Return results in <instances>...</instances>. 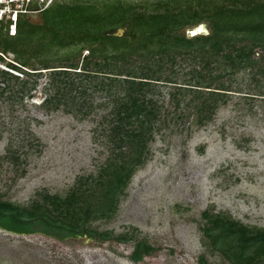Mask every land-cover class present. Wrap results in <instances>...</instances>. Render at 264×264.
Returning a JSON list of instances; mask_svg holds the SVG:
<instances>
[{"label": "trees", "instance_id": "trees-1", "mask_svg": "<svg viewBox=\"0 0 264 264\" xmlns=\"http://www.w3.org/2000/svg\"><path fill=\"white\" fill-rule=\"evenodd\" d=\"M33 1L30 8L39 7L37 0ZM174 3L179 6L174 7ZM208 4L204 0H168L153 5L154 11L144 7L141 11L140 5L127 0H54L38 15L40 23L20 16L18 27L24 18L39 24L37 31L48 34L27 43L23 32L18 35V30L17 35L10 36L6 25L0 23V31L9 37L18 36L23 49L11 52L18 63L8 66L27 76L20 80L18 75L0 69V102L22 104L31 96L41 72L28 66L31 59H37L44 70L52 69L47 86L50 93L42 108L49 112L62 109L82 120L97 110H107L99 123L100 131H96L105 138L102 142L110 151L97 175L80 177L64 196L39 193L40 198L27 206L0 197V229L18 235L43 234L59 241L84 236L104 242L134 240L133 236L98 232L89 225L114 215L130 179L150 158V144L160 132L158 124H167L158 87H175L169 94L176 106H180L181 98L193 94L192 101L200 103L194 107L197 124L202 126L212 118L210 113L226 104L229 92L222 82L214 85L222 75L214 77L213 72L211 77L212 71L223 65L228 76L237 69L256 75L259 65L257 73L264 77V55L261 63L253 58L256 46L264 48V0H222L214 7ZM203 22H208L209 34L187 37L181 32ZM119 29L126 31L124 36L114 35ZM47 39L49 55L64 61L61 66L51 67L37 54L36 43ZM244 40L251 43L237 47L236 41ZM83 51L87 55L82 57ZM178 57L192 59L199 68L193 66L189 73H182ZM180 75L190 78L178 86ZM203 90L209 91L204 95ZM7 151L15 161L26 154L20 149L19 154ZM202 217L203 236L210 240L213 252H220L230 264L264 262V229L208 210ZM153 251L146 241H137L130 259L137 263ZM200 264H208L204 256H200Z\"/></svg>", "mask_w": 264, "mask_h": 264}, {"label": "rangeland", "instance_id": "rangeland-1", "mask_svg": "<svg viewBox=\"0 0 264 264\" xmlns=\"http://www.w3.org/2000/svg\"><path fill=\"white\" fill-rule=\"evenodd\" d=\"M162 1L168 0H127L140 5L141 11L143 7L154 11L153 5ZM204 1L210 7L222 3ZM31 20L41 21L40 16ZM34 23L24 18L19 22L18 35L23 32L26 43L48 36L37 31L39 24ZM203 24L209 34L208 22ZM198 25L181 32L190 37L189 31ZM17 37L0 31V50L9 51L5 53L8 60L0 61L1 70L8 71L9 63H18L11 53L23 51ZM49 42L36 43L37 54L49 66H61L64 61L49 55L51 48L45 46ZM249 43L236 41L237 47ZM254 51L253 58L261 63L264 48L256 46ZM85 55L87 51L82 57ZM177 63L185 74L193 66L199 68L188 58L178 57ZM258 66L256 75L237 69L228 76L223 65L211 72L214 77L222 75L214 85L222 82L229 92L226 104L210 113L212 118L202 126L197 124L194 107L200 103L192 101L193 94L181 98L176 106L169 94L175 87H158L167 124H158L160 132L150 144V158L130 179L114 215L89 225L98 232L133 236L134 240L104 242L84 236L59 241L43 234L18 235L0 229V264H200V256L208 264H230L220 252H213L210 240L203 236L202 214L206 210L221 213L243 225L264 229V77L257 73ZM28 67L40 69L36 90L22 104L0 102V197L22 206L40 198L39 193L64 196L80 177L97 175L110 156L108 145L102 142L105 138L96 131L108 111L97 110L83 120L62 109L46 111L42 103L50 93L47 86L52 69L44 70L37 59H31ZM12 73L20 80L27 78ZM189 78L180 75L177 85ZM203 91L206 95L209 90ZM8 149L17 154L20 149L25 157L12 160ZM137 241H146L154 251L135 263L130 256Z\"/></svg>", "mask_w": 264, "mask_h": 264}, {"label": "built area", "instance_id": "built-area-1", "mask_svg": "<svg viewBox=\"0 0 264 264\" xmlns=\"http://www.w3.org/2000/svg\"><path fill=\"white\" fill-rule=\"evenodd\" d=\"M53 1L54 0H37V5L39 7L30 8L31 4L34 3L33 0H0V23L6 25L5 30L10 36H15L18 31V20L20 16H38L44 9L50 6ZM0 57H2L3 60H8L1 51ZM2 59H0V61H3ZM9 70H11V68Z\"/></svg>", "mask_w": 264, "mask_h": 264}, {"label": "water", "instance_id": "water-1", "mask_svg": "<svg viewBox=\"0 0 264 264\" xmlns=\"http://www.w3.org/2000/svg\"><path fill=\"white\" fill-rule=\"evenodd\" d=\"M34 17L37 18V15H34ZM204 27H205L204 24H200V25L196 26L195 28H192L189 31V35L190 36H194V35L199 34L200 33V29L204 31V29H205ZM123 33H124V30L123 29H119L114 35L115 36H118V37H122L123 36Z\"/></svg>", "mask_w": 264, "mask_h": 264}, {"label": "flooded vegetation", "instance_id": "flooded-vegetation-1", "mask_svg": "<svg viewBox=\"0 0 264 264\" xmlns=\"http://www.w3.org/2000/svg\"><path fill=\"white\" fill-rule=\"evenodd\" d=\"M205 34L203 30L200 29V33L198 35Z\"/></svg>", "mask_w": 264, "mask_h": 264}, {"label": "clouds", "instance_id": "clouds-1", "mask_svg": "<svg viewBox=\"0 0 264 264\" xmlns=\"http://www.w3.org/2000/svg\"><path fill=\"white\" fill-rule=\"evenodd\" d=\"M197 35H198V34H197ZM197 35H194V36H197ZM8 71H10V72L12 71V72H14V73H18V72H16V71L12 70V69H11V70H8Z\"/></svg>", "mask_w": 264, "mask_h": 264}]
</instances>
